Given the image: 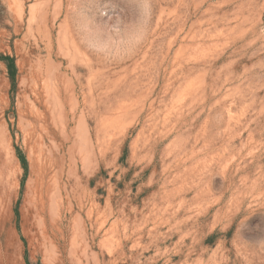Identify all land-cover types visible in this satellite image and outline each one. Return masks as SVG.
<instances>
[{"label": "rangeland", "instance_id": "obj_1", "mask_svg": "<svg viewBox=\"0 0 264 264\" xmlns=\"http://www.w3.org/2000/svg\"><path fill=\"white\" fill-rule=\"evenodd\" d=\"M0 264H264V0H0Z\"/></svg>", "mask_w": 264, "mask_h": 264}, {"label": "trees", "instance_id": "obj_2", "mask_svg": "<svg viewBox=\"0 0 264 264\" xmlns=\"http://www.w3.org/2000/svg\"><path fill=\"white\" fill-rule=\"evenodd\" d=\"M9 69L11 70V74H12V85L14 86V84H15V80H14V77H15V69H14V64H13V61L12 60H10ZM22 162H23V165L25 166V162L23 160H22ZM24 170L26 172V168H24Z\"/></svg>", "mask_w": 264, "mask_h": 264}]
</instances>
